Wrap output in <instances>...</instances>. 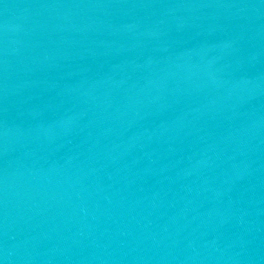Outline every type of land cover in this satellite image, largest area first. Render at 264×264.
Instances as JSON below:
<instances>
[{"label": "water", "instance_id": "obj_1", "mask_svg": "<svg viewBox=\"0 0 264 264\" xmlns=\"http://www.w3.org/2000/svg\"><path fill=\"white\" fill-rule=\"evenodd\" d=\"M0 264H264V0H0Z\"/></svg>", "mask_w": 264, "mask_h": 264}]
</instances>
